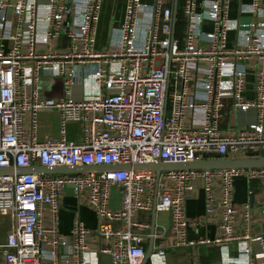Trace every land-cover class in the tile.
I'll use <instances>...</instances> for the list:
<instances>
[{
  "label": "built area",
  "instance_id": "1",
  "mask_svg": "<svg viewBox=\"0 0 264 264\" xmlns=\"http://www.w3.org/2000/svg\"><path fill=\"white\" fill-rule=\"evenodd\" d=\"M102 4L0 0V168L264 156V0L240 4L244 23L231 18V0H124L122 27L97 49ZM205 21L212 23L210 32ZM41 73L63 80V99L43 97ZM44 110L60 113L58 139L38 140ZM249 110L256 113L253 124H233V133L224 134L227 115L233 120ZM70 126L80 128L79 141L69 139ZM242 176L262 186L260 234L250 228L236 234L240 218L250 223L256 216L251 203H235L234 182ZM197 180L203 182L205 217L219 218L214 239L188 238L190 228L202 225L186 214ZM67 188L96 214L97 231L76 218L69 236L60 232ZM155 202L157 214L172 217L173 248L217 246L220 264H264V168L169 171L159 178L132 168L0 176V216L12 225L0 244V264H102V256L110 264H143L151 225L139 215L151 214ZM166 235L156 225L148 264H166ZM230 244H236L237 257H231Z\"/></svg>",
  "mask_w": 264,
  "mask_h": 264
},
{
  "label": "crops",
  "instance_id": "2",
  "mask_svg": "<svg viewBox=\"0 0 264 264\" xmlns=\"http://www.w3.org/2000/svg\"><path fill=\"white\" fill-rule=\"evenodd\" d=\"M151 3L153 0H144ZM250 0H231V18L240 19L241 22H247L246 16L240 15V4L249 3ZM125 17V4L124 0H103L102 4V17L97 28V49L105 47L108 41L111 30H118L122 27ZM212 23L209 21L204 22V30L210 32ZM234 34L230 35V40L234 39ZM253 77H248V90L246 96L250 99L253 98L252 90ZM42 95L46 99L60 100L63 99L64 86L63 80L59 78L45 77L43 80ZM79 93L80 88H76ZM256 120V113L254 110L239 112L235 119H231L229 115L226 116L222 123L224 134L233 133V124L239 127H247L253 124ZM24 127L29 129L28 120L25 121ZM232 127V128H231ZM60 128V113L57 110H44L39 114V131L38 140L43 142L46 140H54L59 138ZM69 139L79 141L80 128L78 126H70L68 130ZM217 156L211 155L208 159H216ZM219 186V182L216 183ZM235 186V203L242 205L251 203L252 207L256 210V216L250 223L239 219L236 227V234H242L243 230L250 228L255 234H260L263 229V220L257 213V208L261 204L262 186L259 182L249 184L245 177H238L234 182ZM249 190H252V195H249ZM218 212V210H217ZM186 214L191 220L201 219L202 225L188 230L189 240H203L205 238L214 239L218 236L219 218L216 216L205 217V199L203 191V182L197 180L195 182V189L188 193L186 200ZM79 218L85 226L95 232L99 227V220L96 214L86 205H80L74 198L71 189L67 188L65 195L62 198V206L59 214V229L60 232L69 236L73 224ZM49 220V218H48ZM139 220L148 222L152 226L153 216L151 214H140ZM156 225L163 226L167 229L165 237L166 250V264H220L221 251L217 246H197L182 249L173 248L175 233L171 228L172 217L167 213H159L156 218ZM11 221L7 217L0 216V244H4L7 236L11 232ZM149 247V241L147 248ZM231 257H237L236 244H230ZM102 264H110L109 256H102Z\"/></svg>",
  "mask_w": 264,
  "mask_h": 264
},
{
  "label": "water",
  "instance_id": "3",
  "mask_svg": "<svg viewBox=\"0 0 264 264\" xmlns=\"http://www.w3.org/2000/svg\"><path fill=\"white\" fill-rule=\"evenodd\" d=\"M176 18V13H174ZM40 81V80H39ZM44 89V87H43ZM134 169L136 171H152L155 172L157 178H159L161 172L169 171H193V170H213V169H259L264 168V156L257 158H216V159H205L199 160L193 163L187 164H167V163H156V164H145L130 166H118V167H59L55 169H49L46 167L34 166L30 169H16V168H0V176H14L22 174H36L39 176L44 175H70L80 174L83 172L99 171V170H116V169ZM153 220L151 226V238L149 241V247L147 250L146 258L143 264H148L152 253L154 252V240L153 235L156 230V202L152 212ZM172 228V225H171Z\"/></svg>",
  "mask_w": 264,
  "mask_h": 264
},
{
  "label": "rangeland",
  "instance_id": "4",
  "mask_svg": "<svg viewBox=\"0 0 264 264\" xmlns=\"http://www.w3.org/2000/svg\"><path fill=\"white\" fill-rule=\"evenodd\" d=\"M180 24H181V26L183 25V23H184V21L182 20V15H181V13H180ZM45 79V77L43 76V74L41 73L40 74V77H39V83H38V85H39V88L42 90L43 89V80Z\"/></svg>",
  "mask_w": 264,
  "mask_h": 264
}]
</instances>
